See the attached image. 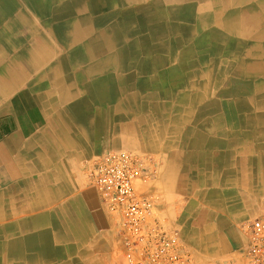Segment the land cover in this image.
<instances>
[{
  "label": "crops",
  "instance_id": "obj_1",
  "mask_svg": "<svg viewBox=\"0 0 264 264\" xmlns=\"http://www.w3.org/2000/svg\"><path fill=\"white\" fill-rule=\"evenodd\" d=\"M15 1L0 0V29L16 24ZM104 60L48 74L0 107V264H116L115 220L89 177L108 151L150 159L157 216L180 231L192 264H251L264 137L239 131L264 125L225 120L206 104L170 107L153 78Z\"/></svg>",
  "mask_w": 264,
  "mask_h": 264
},
{
  "label": "bare ground",
  "instance_id": "obj_2",
  "mask_svg": "<svg viewBox=\"0 0 264 264\" xmlns=\"http://www.w3.org/2000/svg\"><path fill=\"white\" fill-rule=\"evenodd\" d=\"M18 1L16 24L0 29V107L99 57L153 78L170 107L206 104L264 125V0H21L29 17Z\"/></svg>",
  "mask_w": 264,
  "mask_h": 264
},
{
  "label": "built area",
  "instance_id": "obj_3",
  "mask_svg": "<svg viewBox=\"0 0 264 264\" xmlns=\"http://www.w3.org/2000/svg\"><path fill=\"white\" fill-rule=\"evenodd\" d=\"M126 151H108L94 160L89 177L104 209L115 220L117 254L122 264H192L180 231L166 228L155 201L142 185L154 180L148 161ZM246 255L264 264V202L258 218L248 224Z\"/></svg>",
  "mask_w": 264,
  "mask_h": 264
},
{
  "label": "rangeland",
  "instance_id": "obj_4",
  "mask_svg": "<svg viewBox=\"0 0 264 264\" xmlns=\"http://www.w3.org/2000/svg\"><path fill=\"white\" fill-rule=\"evenodd\" d=\"M131 153H133V152H131ZM135 154V153H134ZM103 155V154H102ZM135 155H138V154H135ZM138 156H141V155H138ZM143 158H145L144 156H142ZM147 158V157H146ZM149 159V158H148ZM155 178V177H154ZM152 182H150L148 185H145V186H143L142 185V189H143V191H145V192H148L149 190H148V187L150 186V184H151ZM164 226H166V227H168V228H173V227H169V226H167L165 223H163L162 221H160ZM182 239V238H181ZM183 241V240H182ZM115 256H116V264H122V262H121V259H120V256L117 254V250H116V254H115Z\"/></svg>",
  "mask_w": 264,
  "mask_h": 264
}]
</instances>
